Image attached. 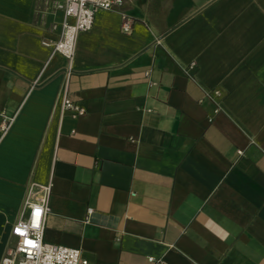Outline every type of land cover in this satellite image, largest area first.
<instances>
[{"label":"crops","instance_id":"obj_1","mask_svg":"<svg viewBox=\"0 0 264 264\" xmlns=\"http://www.w3.org/2000/svg\"><path fill=\"white\" fill-rule=\"evenodd\" d=\"M62 3L0 0V263L50 185L88 264H264V0H121L70 60Z\"/></svg>","mask_w":264,"mask_h":264},{"label":"built area","instance_id":"obj_2","mask_svg":"<svg viewBox=\"0 0 264 264\" xmlns=\"http://www.w3.org/2000/svg\"><path fill=\"white\" fill-rule=\"evenodd\" d=\"M120 3L121 0H63L60 7L64 12V20L60 37L44 43L51 44L53 53H59L70 60L75 52L78 34L92 28L95 12L99 9H111ZM121 29L125 33L131 30V20L126 15H122ZM63 106L76 114L84 112V109L73 103L68 96L64 97ZM10 122L11 119L4 121L3 129H6ZM49 194L50 185L30 189L24 202L27 214L13 225L11 233L14 244L8 248L0 264H88L80 249L44 241ZM91 212L92 209L88 208L87 213ZM148 261L152 264H167L161 258L152 256L148 257Z\"/></svg>","mask_w":264,"mask_h":264}]
</instances>
